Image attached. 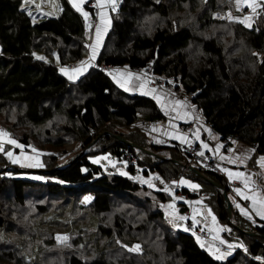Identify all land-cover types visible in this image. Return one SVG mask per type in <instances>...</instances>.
Listing matches in <instances>:
<instances>
[{
    "label": "trees",
    "instance_id": "16d2710c",
    "mask_svg": "<svg viewBox=\"0 0 264 264\" xmlns=\"http://www.w3.org/2000/svg\"><path fill=\"white\" fill-rule=\"evenodd\" d=\"M59 1L61 11L57 17L34 22L22 9L23 0H0V106L18 105L17 110L24 113L23 118L33 129L39 128L45 139L43 144L59 151L48 163L42 159L46 166L41 170L47 171L38 173L43 178L41 181L22 178L15 171L10 176L0 174V228L12 223L7 221V204L25 205L35 198L31 208L43 213L46 209L41 199L56 197L62 200L66 217L74 222L72 233L67 236L72 246L84 242L91 249L102 240L110 244L134 229L136 243L145 238L147 245L161 242L165 255L175 258L178 264H264V224L255 227L253 231L257 235L251 237L243 233L251 230L236 223L240 230L233 228L246 243L247 253L238 250L227 260L219 261L202 249L191 234L170 230L151 197L138 194L146 189L130 178L133 169L119 161L123 149L136 156L145 175L156 171L165 178L167 170L158 167V163L148 165L150 161L143 159L147 156L140 159L132 147L110 134L113 131L109 127L129 126L137 121L138 112H149L146 118L159 117L157 106L143 97L120 98L107 76L95 68H90L75 83L68 82L58 72L57 64L68 66L83 60L89 40L82 16L67 0ZM201 1L204 0H120L117 13L111 15V31L104 40L97 64L142 68L151 63L154 74L172 77L191 94L192 101L222 140L236 138L254 147L257 155L264 156V26L261 23L249 29L241 23L234 24L235 21L216 20L217 0ZM184 6L196 13L193 20L173 24L172 14ZM147 16L160 21L152 27L145 26L142 21ZM262 18V13L256 17L260 21ZM34 53L52 59H37ZM128 142L136 141L128 139ZM21 143L28 145L29 137L24 135ZM70 144L80 145L77 153L86 151L56 164L55 155L65 154V147ZM136 145L145 148L143 142ZM106 153L114 163L109 170L89 160ZM0 163L2 170L8 162L0 160ZM197 168L226 190L223 176ZM116 169H123L122 173L125 169L127 174L114 173ZM176 172L173 171V176H177ZM216 191L217 218L228 225L226 201ZM153 195L159 201L165 199L161 194ZM85 196L91 199L84 201ZM123 197L132 203L134 211H140L134 214V226L119 214L108 216L112 205L117 204L114 202L123 201ZM77 206L83 208L81 213L76 211ZM234 218L239 219L236 214ZM19 227L11 226L10 230L14 232ZM58 227L64 230L67 223ZM23 230L32 231L29 227ZM49 245L52 243L46 242V247ZM4 254L11 263L13 251L9 249ZM66 258L65 264H85L74 254ZM96 258L93 264H124L108 261L103 255Z\"/></svg>",
    "mask_w": 264,
    "mask_h": 264
},
{
    "label": "crops",
    "instance_id": "0c3cea01",
    "mask_svg": "<svg viewBox=\"0 0 264 264\" xmlns=\"http://www.w3.org/2000/svg\"><path fill=\"white\" fill-rule=\"evenodd\" d=\"M89 3H93L96 7L98 22L95 26L93 25L90 28H87L86 24L84 23L85 29H88L89 31V40L85 45V56L83 57V60H81V62L83 61L85 62V64H88L90 62L92 66L88 67L87 71H82L81 73H77L75 71L76 69H82L81 62L79 61L75 64H71L68 66L57 64L58 65L57 69L58 72L68 82L75 83L79 79H81L85 74H87V72L90 71L89 70L90 68H95L96 70L102 72L104 75L107 76V78L115 86L116 92L120 93L118 95L120 96V98L125 99L127 97L137 96V97L151 99L156 104L159 117L150 116V118H146V116L149 115V112H138L137 121L133 122L129 126L126 125L124 126L121 124L118 126L109 127L113 131V133H110L113 134L112 136L116 137L118 140L122 142L133 144L137 148H139L137 149L132 147L133 150L138 154L140 159H142L141 156L148 157V158L147 157L143 158L145 161H150L148 165H151L153 163H158L159 164L158 167L162 168L163 170H167L164 175L165 178L161 177L159 173H157L156 171L148 172V174L146 175L147 178H151L157 182L156 183L157 187L155 189H151V187L141 185L136 181L135 182L140 186H142V188L146 189L145 193L147 194L148 197H151L149 199H151V201L153 202L154 207H159V209L162 211V214L166 219L164 220L165 223L169 224V221L170 223L175 222L176 218L178 220V217L175 218L172 212H174V214L175 213L177 214L178 210H182L183 212L182 214L189 218L190 213L195 207H198L199 205H201V203H205L206 206L210 209V211L215 215V220L217 221L218 224L224 226H231L232 228L233 226H235L236 228L237 227L236 223H238L239 227L243 226L245 229L251 230L244 232L253 233L254 235L252 236L250 235V236L256 237L257 233L253 231L254 228L257 226H262V224H264V218H262L261 215L257 214V210H264V206H262L259 203V200L261 198H264V167L261 166V163H258L260 161V158L264 156L257 155V153L255 155L254 147L246 145L240 142L239 140H237L236 138H231L228 141L222 140L221 136L211 129V126L207 123V120L205 119V116L203 115L202 111L192 101L191 94H188V96H183L181 94L180 89H178L177 91L175 90L174 92H178V95L180 94L182 96L169 95L168 93L171 92H167L165 91V89L160 88L161 86L155 85V81H157L158 83H162L160 80H162L163 82H166L168 80L163 78L165 77L164 75L162 76V75L154 74L151 63L147 64L145 67L142 68H130L126 65L124 66H112L109 64L98 65L97 59L101 53L104 40L108 35V33L111 31V15L117 13L119 6L118 3L116 2V11H112L111 3L105 2L101 6L97 4V0H85V2L81 5L83 11H86L85 9ZM233 8H234V13H232ZM60 11H61V6H60ZM226 12H229V14L232 13L231 19H235V20H237L238 18L241 21L244 20L245 17H247L248 18L247 24L250 26H246L245 23H241V22L240 23L244 27L252 28L253 26L252 18L254 17L256 18V15H258L259 13H262L264 15V0H256L255 11H253L251 8H249L247 5L243 3L238 5L236 3V0H231L230 7L226 10ZM78 13L82 16L83 19H85V17L82 15L81 12ZM101 14H103L105 20L107 21L106 24L104 23V21H102ZM98 25L101 28V34H100L99 43L97 45L96 28ZM93 46H96V53L94 59H92ZM148 65H151V67L149 68V77H147L145 72V69L147 68ZM61 68L66 69L67 74H65V72H61ZM99 68H102L103 70H100ZM69 75L74 76L75 79L69 80L68 78ZM113 77H115V80L113 79ZM136 77H140V79L138 80L136 79ZM117 80H119L121 83H124L125 81H130V83L127 85L129 90L125 91L124 88L120 87L116 82ZM141 84H144L143 88L140 87ZM153 89L155 90V95L161 96L160 104H158L156 99L153 98L154 95L152 93ZM144 92H148L149 94L145 95L143 94ZM176 100L181 101L182 102L181 105H176L175 104ZM161 105H164V107L162 108ZM193 105L195 106L194 110L192 108ZM185 113H188V115L185 116L184 115ZM180 124L190 125L193 129V133H192L193 135L190 136L189 134H187L188 132L186 133L181 132L178 129ZM119 128L124 129V131L120 132ZM114 133L123 135L124 137H120ZM180 137L184 138V143L180 142ZM128 139L135 140L137 143L138 142L145 143V148L139 147L138 145H136V142H134L135 144L128 142ZM192 143L198 145L205 154H210L214 156L215 161L219 165H221L222 168L231 171L233 173H235L236 168L242 169L246 174V177H241V180H245L246 187L241 188L240 189L241 192L244 193V195L255 194L257 196V202L255 205H253V202L251 200H248L249 203L247 206L245 205V203L242 204L241 199L244 201L245 199H243L240 195H238L237 192L235 195L229 189V187H231L235 183L234 180L236 179V176H233V178L230 180L226 172V176L224 177V180L226 182L225 181L224 182L227 188L226 190L224 189V191L226 193V198L230 202L229 204L230 212L228 211V207H227L228 222L230 223V225L221 223L216 215V203H215V194H217L216 190H218L223 194V191L222 190L220 191L218 187L220 185L212 181L202 171L201 172L203 174L202 173L201 174L204 177L206 176L207 178L205 177L204 179L199 175H197L195 172H193V170H191L190 167L198 171L197 166H195L191 162L189 157L180 150V148L185 149L188 145ZM201 144H206L208 147L202 148ZM227 144L228 146H226ZM217 145H219L220 147L217 148ZM152 148L155 149L152 150ZM99 156H103L106 159V163L103 165L94 163L95 165L103 168L104 170H109V168L114 165V163L108 161L110 157L108 156L107 153L99 154L98 157ZM221 157H223V159ZM89 160L90 162H92V159ZM118 171L119 169H116L114 173L119 174L120 171L119 172ZM121 171H123V169ZM173 171H177L176 172L177 176H173L174 175ZM191 172L195 175H193ZM152 173H155L156 176H154ZM181 180L184 181L188 180L189 183L182 184L180 183ZM213 183H215L217 186ZM191 184L198 185V187L192 188L190 187ZM163 188L169 189L170 192H167L168 190L165 191ZM153 194H161L164 196L165 199L163 201H159L158 198H156ZM229 194L232 196V198H230ZM237 204L245 209V214L241 213L240 208L237 207ZM169 205H172V207H168ZM247 211L248 212L250 211V213H248ZM234 214L238 215L239 219L236 220V218H234ZM232 217L235 224L231 223ZM188 220L187 223H189ZM199 223L201 224V221H198V223L195 224L196 226L195 228L200 230L202 229L203 231L208 232V229L201 228V226L198 225ZM189 225L192 224L189 223L187 227H189ZM168 228L172 230L169 226ZM174 232H182L188 234V232H183V231H174ZM235 232H237L238 234V231L235 230ZM222 235L223 237H226L229 240L232 239V236L229 235L228 231L223 232ZM191 236L195 239L198 245L200 244L199 243L200 240H203L199 238V242H198V240L196 239L197 237L195 238V236L192 234ZM243 244H244L243 246L244 250L247 253V245L245 242ZM226 246L229 247V245ZM231 249H232V254L227 257L224 256V258L221 260H227L238 250H240L241 253H245L242 252L241 249H237L235 252H234L235 250L234 247H231Z\"/></svg>",
    "mask_w": 264,
    "mask_h": 264
},
{
    "label": "rangeland",
    "instance_id": "374dc122",
    "mask_svg": "<svg viewBox=\"0 0 264 264\" xmlns=\"http://www.w3.org/2000/svg\"><path fill=\"white\" fill-rule=\"evenodd\" d=\"M202 2L205 3L206 1L204 0L201 1V3ZM230 4H231V0H217V5L219 7V10L214 14V17L216 18V20L219 21H226L225 19H227V20L235 21L234 24H238L240 23V20L238 18H237L238 21L229 18V15L234 13V8L231 14H229V12H226L225 10V7L227 5L230 6ZM60 6L61 4L59 0H23L21 5L22 9L31 16L34 22H40L47 18L57 17L59 15ZM195 14L196 13H193L189 10V6H184L183 9L175 11L172 14L171 22L173 24H177L178 22L181 24L190 23L193 20V16H195ZM158 21H160V19H158L157 17L152 18L151 16H147L144 18L142 23L145 26L152 27L153 24ZM252 22H253L252 29L254 28L255 25L259 26L261 25V23L264 26L263 18L260 21V19L257 20L254 17L252 18ZM138 27L140 31H142L141 27L140 26ZM248 28L250 29L251 27ZM34 57L37 59L38 57H43V59L47 61L52 59V56L44 57L40 53H34ZM54 63L57 64V60L55 58H54ZM163 78H165L168 81L163 82L162 80H160L162 83H158L157 81H155V85L161 86L160 88L165 89V91L167 92H171L175 96H182V95L188 96V94L182 89V87L177 83L175 79H173L172 77L169 78L163 77ZM169 81H171L172 83H169ZM178 89H180L182 95L180 94L178 95V92H174L175 90L177 91ZM17 109H18V105L0 106V130H2V132H0V160L8 162L7 165L2 168V170H1L2 164L0 163V174L2 176H10L9 173L15 171L14 173L20 172L22 174L20 175L22 178H26L28 180H33V181L34 180L41 181V179H37V177H39L38 173L46 174L45 172L47 171V170H41L46 166L45 164L42 163V159L43 162L46 161L48 163L49 159L52 156H54L55 152L58 150L57 149L54 150L50 146H45L43 144L45 142V139L42 133L40 132L39 128L33 129V126H31L23 118L24 113ZM178 129L181 132L186 133L182 129H180V126L178 127ZM119 131L123 132L124 130L119 128ZM38 133L40 134L37 135ZM24 135L29 137L30 143L28 145H24L21 143ZM9 140H15L16 144L8 143ZM17 145H22L23 147L22 148L17 147ZM77 145L78 144L76 145L74 144L73 146L70 144L65 147L67 150L65 154L55 155L56 164L63 163L66 160L72 158L73 156L82 155L86 151L84 150L80 153H77L78 152L77 149L80 146L79 145L77 147ZM226 146H228V144ZM33 149H35V151H33ZM8 152H12L13 159L18 158L20 162L13 163L12 159H10L7 156ZM93 158L94 159L100 158L97 164L103 165L106 163V159L103 156L98 157L97 155L96 157H91L90 159H92V162L94 160ZM72 161L75 160L72 159ZM108 161H110V159ZM37 162L43 166L42 167L29 166V165H36ZM218 166L222 169L223 178H224L226 176V171H224L225 169L222 168L221 165L218 164ZM13 168L16 170H13ZM119 171H118L119 174H122L121 169H119ZM236 172L243 173L244 175L241 177H246V174L242 169L236 168L235 173ZM152 174L156 176L155 173ZM16 175L17 174H15V177H18ZM241 177H236L234 181L235 182L240 181L243 183L244 187H246L245 180H241ZM130 178L133 181H136L139 184L145 186H148L149 183H151L153 185L151 189H155L157 187L156 184L157 182L151 178H147V176L143 173L134 176L131 175ZM163 189L165 190L167 188H163ZM167 190H168L167 192H170L169 189ZM233 193L236 195L235 189ZM138 194H140V196L142 197H147V194L145 192H139ZM229 196L230 198H232L230 194ZM122 199L123 201L114 202L117 204L112 205V209H111L112 213H110L108 216L111 217V216H115L116 214H119L120 216H123L124 219L127 220V222H130V224L132 223V225L134 226V214L140 211L139 209H136V211H134V207L132 206V203L128 201L127 197H123ZM41 201H43V206H45L46 209L45 212L43 213L40 212L36 213V211H33V209L31 208V206L35 204V198L29 199L25 205L9 206L7 204V206L5 207L7 214V221L12 220L11 221L12 223L9 226H7L5 229L0 228V264H65V262L67 261L66 257L71 254L78 256L81 259V261L85 264H93L97 259L96 258L97 255L99 257L103 255L104 258L107 259L108 261L112 260L115 262H124V264H134V263L164 264V262H166L167 264H178L175 258H169L165 255L164 246L161 244V242L156 243L155 246H151L146 244L145 242L146 238H145L140 244L136 243L137 239L135 236L136 233L134 232V229L131 232H126L122 237V239H118V240L121 242V244L127 245L128 247H132L133 245L139 244L141 247V251L139 252H129L127 248L121 247L120 244H117V240L110 244H108L109 241L106 242V240L105 241L102 240L101 241L102 243H98V244L94 243L91 249L88 246H86L84 242L79 244L78 246H74V245L72 246L71 240L67 236L68 234L72 233L71 229L74 225V222L70 221V217H66L67 211L62 206L63 204L62 200L60 198L53 197L51 199H41ZM76 211L78 213H81L83 211V208H81V206L80 207L77 206ZM84 212H87V210L85 209ZM182 213H183L182 210H178L177 214L176 213L174 214V212H172L175 218L178 217V220L176 218L175 222L172 223H170L169 221L170 228L173 231H183V232L191 233L193 235L192 231L190 230L189 227H187V225L190 223L194 227H196L195 224L198 223V221H201V224L199 223L198 225H200L201 228L208 229V232H210L211 234V240L209 242H207L204 239L200 240L199 246L204 250H206L207 253L213 258L215 257L210 254V250L214 251L215 243L217 241L221 242V240L224 241V243L222 244L225 246L232 245V247H234L235 249L234 252L237 249H241L242 252H245L243 247L244 242L237 237V232H235V230L231 226H224L218 224L217 221L213 219V217L215 218V215L210 211V209L206 206L205 203H201V205L195 207L190 213L189 218L184 216ZM248 213H250V211ZM83 214L78 218H81ZM187 220L189 221V223H187ZM64 223H67L66 229L63 230L60 227H58ZM231 223L235 224L233 217L231 219ZM228 224L230 225L229 222ZM18 225H20L18 230H15L14 232L10 230L11 226H15L16 228ZM23 227L31 228L32 230L31 233H28V231L23 230ZM185 229L188 230L185 231ZM35 230L38 231L37 234L34 233ZM226 231H228L229 235L232 236L231 240H229L226 237H223L222 233ZM57 235H60L61 237L66 236L68 239L66 242L65 241L58 242L56 239ZM138 240L139 241L142 240L141 237H139ZM46 242L52 243V245L46 247ZM26 244H28V247L25 246ZM202 244L203 247L201 246ZM107 246L108 248L106 250ZM9 249L12 250L14 253V259L12 260L11 263H8V260L10 259L8 255L4 254V252L8 251ZM100 250H102L101 251L102 254L99 253ZM215 253L217 255L221 254L218 252ZM229 255L231 254H224V256L226 257Z\"/></svg>",
    "mask_w": 264,
    "mask_h": 264
},
{
    "label": "snow or ice",
    "instance_id": "6c2138e0",
    "mask_svg": "<svg viewBox=\"0 0 264 264\" xmlns=\"http://www.w3.org/2000/svg\"><path fill=\"white\" fill-rule=\"evenodd\" d=\"M84 2H85V0H68V3L71 4L72 7L76 9V11L81 12L82 15H83V16L86 18V20H87V17H88V15H89V13L83 11V9L81 8V5H82ZM105 2H107V3H111V4H112V9H111V10H112V11H116V0H97V4H98V5H101V6H102L103 3H105ZM157 2H158V0H157ZM236 3H237L238 5L241 4V3H243V4L247 5L249 8H251L253 11H255V9H256V0H236ZM229 18H230V19L232 18L231 15H229ZM101 19H102V21H104L105 24L107 23V21L105 20L103 14H101ZM247 21H248V18L245 17V19H244V20H241L240 22H241V23H245L246 26H250V25L247 24ZM86 27H87V24H86ZM105 30H106V29H105ZM96 31H97V45H98L99 40H100V34H101V28H100L99 25L97 26ZM95 53H96V46H93V56H92V59L95 58ZM38 59H43V57H38ZM81 65H82V69H76V70H75L77 73H81L82 71H87L88 67L92 66V65L90 64V62H89L88 64H85V62H83V61L81 62ZM61 72H65V74H67V70L64 69V68H61ZM68 78H69V80H73V79H75V77L72 76V75H69ZM113 79L115 80V77H113ZM136 79L139 80L140 77H136ZM116 82H117V84H118L120 87L124 88L125 91H128V90H129L127 85L130 83V81H125L124 83H121L119 80H117ZM169 83H172V82L169 81ZM140 87L143 88V87H144V84H141ZM152 93L154 94V95H153V98L156 99V101H157L158 104H160V103H161V96H159V95H155V90H154V89L152 90ZM143 94L148 95L149 93H148V92H144ZM168 94H169V95H174V94H172V93H168ZM181 103H182V102L179 101V100H176V101H175V104H176V105H181ZM161 106H162V108L164 107V105H161ZM192 108H193V110H194V109H195V106L193 105ZM184 115L187 116L188 113H185ZM0 132H2V130H0ZM174 138H175V137H174ZM158 142H159V141H158ZM180 142H181V143H184V138H183V137H180ZM8 143H10V144H16V141H15V140H9ZM17 147H21V148H22L23 146H22V145H17ZM201 147H202V148H207L208 146H207L206 144H201ZM219 147H220V146L217 145V148H219ZM33 151H35V149H33ZM199 155L203 156L204 153L201 152V153H199ZM7 156H8L10 159H12V162H13V163H19V162H20L18 158H17V159H13V153H12V152H8V153H7ZM221 158L223 159V157H221ZM99 159H100V158L94 159L93 162H94V163H97V162H99ZM258 163H261V166L264 167V157H261V158H260V161H259ZM29 166H40V167H42L43 165H41V164H39V163L37 162L36 165H29ZM82 171H87V169H82ZM224 171L227 172L228 177H229L230 180L233 178V176L241 177V176L244 175L243 173H240V172L233 173V172L228 171V170H226V169H225ZM122 174L126 175L127 173H122ZM37 179H43V178H42V177H37ZM61 182H62V181H61ZM180 183H182V184H187V183H189V182H188V181L181 180ZM148 186H149V187H152L153 185H152L151 183H149ZM190 187H192V188H196V187H198V185L191 184ZM165 191H167V189H165ZM235 191H236L237 194L240 195L243 199H245V200H251V201L253 202V205L256 204V202H257V196H256L255 194H253V195H244V193H242L241 190H240L239 188L235 189ZM90 199H91V197H89V196H85V197H84V201H88V200H90ZM259 203H260L262 206H264V198H261V199L259 200ZM168 207H172V205H169ZM237 207L240 208V211H241L242 214H245V209H244L243 207H240V205H238V204H237ZM257 214H258V215H261L262 218H264V210H257ZM181 219H183V218H181ZM213 219H215V218L213 217ZM194 223H195V222H194ZM187 230H188V229H185V231H187ZM56 239H57L58 242H60V241H65V242H66L68 238H67L66 236H65V237H61L60 235H57ZM197 240H198V242H199V237H197ZM221 243H224V241L221 240ZM117 244H120L121 247L127 248V250H128L129 252H139V251H141V247H140L139 244H137V245H133L132 247H128L127 245L121 244V242H120L119 240H117ZM201 246L203 247V244H202ZM229 247L231 248L232 245H229ZM210 254L213 255V256H214L216 259H218V260L224 258V254L217 255L214 251H211V250H210ZM256 259H260V258L257 257Z\"/></svg>",
    "mask_w": 264,
    "mask_h": 264
},
{
    "label": "built area",
    "instance_id": "2783aa9c",
    "mask_svg": "<svg viewBox=\"0 0 264 264\" xmlns=\"http://www.w3.org/2000/svg\"><path fill=\"white\" fill-rule=\"evenodd\" d=\"M116 1L118 4L120 3V0H116ZM90 5H92V4H90ZM91 8H92V10L90 12H88L89 15L87 17L90 20L97 17L96 9H94L93 6ZM86 24H87V28H90L93 26L92 23H86ZM150 67H151V65H148L147 68L145 69L147 77H149V68ZM99 69L103 70L102 68H99ZM179 126H180V129H182L184 132H188L187 134H189L190 136L193 135L192 134L193 129L190 125L188 126L186 124H180ZM201 152H203L202 149L196 144L189 145L185 148L186 155L189 157V159L191 160V162L195 166H199L202 169L214 172L215 171L214 167H213L214 166V160H215L214 156H212L210 154H205L204 152H203L204 155L201 156V155H199V153H201ZM119 161L123 165L129 166L133 169L132 176L139 175L140 173H142L143 168L139 167V165L137 164V160H136L135 155L130 150L123 149L121 151V157H120ZM123 173H125V169H124ZM241 187H244V185L242 182L239 181V182H235L231 187H229V189H230V191L233 192L234 189H237V188L240 189ZM245 205L247 206L248 204L245 203ZM189 228L192 231L193 235H195V237L197 236V237H200L204 240H207L210 237V235L207 231L197 229L194 226H190ZM216 249L219 252H222L224 254H232V249L225 247V246L217 245Z\"/></svg>",
    "mask_w": 264,
    "mask_h": 264
},
{
    "label": "bare ground",
    "instance_id": "6f19581e",
    "mask_svg": "<svg viewBox=\"0 0 264 264\" xmlns=\"http://www.w3.org/2000/svg\"><path fill=\"white\" fill-rule=\"evenodd\" d=\"M117 2V1H116ZM97 22H98V18L96 17V18H94V19H88L87 18V20H86V18L84 19V23L86 24V23H92L94 26L97 24ZM189 126V125H188ZM182 149V151L185 153V149H183V148H181ZM186 154V153H185ZM214 173H217V174H219V175H221V176H223V171H222V169L218 166V164H217V162L214 160ZM220 190H222L223 191V189L220 187L219 188ZM224 195V194H223ZM224 199H225V197H224ZM227 199V198H226ZM226 199H225V201H226ZM241 202H242V204L243 203H249V201L248 200H242L241 199ZM226 203H227V205H228V203L230 204V202H229V200L227 199V201H226ZM190 226H192V225H189V227ZM209 233V235H210V237L206 240L207 242H209L210 240H211V234H210V232H208ZM217 245H221V246H225V245H223L222 243H219V242H216L215 243V245H214V251L215 252H218V253H221V254H224V253H222V252H219L217 249H216V246ZM225 247H228V246H225ZM228 248H230V247H228Z\"/></svg>",
    "mask_w": 264,
    "mask_h": 264
},
{
    "label": "water",
    "instance_id": "95a60500",
    "mask_svg": "<svg viewBox=\"0 0 264 264\" xmlns=\"http://www.w3.org/2000/svg\"><path fill=\"white\" fill-rule=\"evenodd\" d=\"M124 143H126L128 146H130V147H133V148H137L135 145H133V144H129V143H127V142H124ZM137 149H139V148H137ZM190 169L191 170H193V172H195L197 175H199L200 177H202V178H204L205 179V177L199 172V171H196V170H194V169H192L191 167H190ZM213 184H215V183H213ZM216 185V184H215ZM217 186V185H216ZM219 188H220V186H218ZM223 194H224V197H225V199H226V193H225V191L223 190ZM226 201H227V199H226ZM228 211L230 212V208H229V203H228ZM237 229H239L238 227H236ZM243 233H245V235H254L253 233H247V232H244L243 231Z\"/></svg>",
    "mask_w": 264,
    "mask_h": 264
},
{
    "label": "clouds",
    "instance_id": "9594fccd",
    "mask_svg": "<svg viewBox=\"0 0 264 264\" xmlns=\"http://www.w3.org/2000/svg\"><path fill=\"white\" fill-rule=\"evenodd\" d=\"M90 4H92V5H90ZM94 7V9H96V7H95V5L93 4V3H89L88 5H87V7H86V11L85 12H90L91 10H92V8L91 7ZM97 11V10H96Z\"/></svg>",
    "mask_w": 264,
    "mask_h": 264
}]
</instances>
